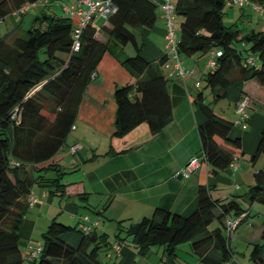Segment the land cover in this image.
Listing matches in <instances>:
<instances>
[{
  "label": "trees",
  "instance_id": "1",
  "mask_svg": "<svg viewBox=\"0 0 264 264\" xmlns=\"http://www.w3.org/2000/svg\"><path fill=\"white\" fill-rule=\"evenodd\" d=\"M77 1L0 0V20L13 13L20 22L21 14L38 3L55 4L62 12V15L58 10L34 14L26 38L16 37L9 42L0 36V264H24L20 229L35 184L48 187L54 194L65 193L62 178L66 171L51 160L64 147L73 129L82 96L104 53L118 57L129 42L136 50L122 63L138 76L137 80L116 86L114 92L117 102L115 136L124 137L141 124H147L151 133L156 134L174 119L167 88L173 76L168 77L164 67L170 57L167 53L153 63L141 54L142 43L138 41L140 30L153 28L160 11L167 24L161 8L163 0H113L117 11L106 16L100 27L93 22L97 16L94 15L82 28L79 50H73L77 24L73 23V15L65 6ZM170 1L174 4L175 31V16L181 17L180 32L176 31L180 57L222 52L215 56V66L207 67L202 78L204 86L211 90L213 102L225 99L229 87L238 82L243 92L241 97L249 96L264 107L263 93L259 98L243 89L245 82L253 81L264 90V30L240 27L238 22L231 26L223 24L226 5L242 9L249 5L256 9L252 3L264 6V0H249L244 5L228 0ZM239 17L251 23L245 10ZM237 43H242L243 48H238ZM162 68L167 70L165 75ZM193 102L205 116L204 122L198 125L201 149L194 157L207 162L213 175L227 167L233 168L234 161L240 165L242 140L231 135L236 126L233 119L218 115L205 103L200 89ZM250 119L251 114L247 128ZM263 153L264 124L250 161L255 162ZM48 172L53 174L48 176ZM245 195L250 202L264 204V167L257 168ZM245 211L237 199L213 198L209 187L200 185L198 205L190 215L156 207L152 215L138 221H118L116 235L120 237L124 232L141 255H146L154 245H162L167 257H177L179 245L188 242L191 253L204 264H225L234 251L226 219L242 216V221L247 216ZM230 215L233 217H228ZM214 220L219 225L210 229ZM262 223L261 240L252 244L247 264H264V219ZM72 231L83 235L79 245L64 238V234ZM109 244L106 233L98 234L93 229L86 234L80 227L53 218L43 233L42 252L35 262L117 264L103 259L101 251ZM215 248L219 250L218 258H215ZM175 264H179L178 260Z\"/></svg>",
  "mask_w": 264,
  "mask_h": 264
},
{
  "label": "crops",
  "instance_id": "2",
  "mask_svg": "<svg viewBox=\"0 0 264 264\" xmlns=\"http://www.w3.org/2000/svg\"><path fill=\"white\" fill-rule=\"evenodd\" d=\"M165 32L166 23L161 11L153 28L140 30L138 41L142 43L141 54L147 60L157 63L167 54ZM128 55H132V52L126 48L118 57L104 53L96 69V78L91 80L82 96L75 127L64 147L51 160L66 171L62 178L66 185L64 195L54 194L38 183L33 187V194L39 200L29 205L20 229L24 264H36L26 254L30 245L43 244L36 239V233L43 237L53 218L79 228L85 215L100 221L99 226L94 228L96 233L108 235L110 244L101 251L103 259L117 264H175L178 252L177 257H167L164 246L154 245L146 255H141L124 232L117 237L118 221H138L152 215L156 207H165L188 216L197 208L200 185L209 187L213 198L237 199L236 194L243 184L239 183L237 176H241L247 187L254 181L252 177L257 168H246L240 157L238 169L227 167L218 175L211 174L209 164L202 160L200 166L189 175L183 174L189 161L201 149L198 125L204 122L205 116L194 111L193 97L188 96V90L180 79H169L167 82L174 111L170 124L156 134L151 133L147 124H141L124 137L115 136L117 102L113 90L115 92L116 86L138 78L122 63ZM186 66L193 70L192 76L186 80L192 87L197 79V70L200 71L198 77H202L206 68ZM166 72L165 69L163 74ZM238 79L237 75L235 80ZM231 86L234 87L232 93L229 91ZM231 86L227 95L232 106L228 118L234 119V107L243 92L238 82ZM243 89L259 98L261 93L264 94L262 87L253 81L245 82ZM263 109L261 103L253 100L249 107L251 119L248 128L244 130L235 126L231 131L232 136L241 138L243 154L251 149L248 141L257 139L263 127ZM75 144H80V148L75 152L70 151ZM180 173L181 178L178 177ZM52 174L47 173L48 176ZM243 198V205L237 201L246 210L244 214L247 216L239 224L245 225L240 234L234 236V251L225 264H247L252 244L261 240L263 223L253 213L256 202H250L246 195ZM257 213H260V209ZM218 225L217 221L215 227ZM64 238L73 245H79L83 235L79 231H72L64 234ZM241 244L245 251L243 253L238 250ZM218 256L219 250L215 248V258ZM195 259V264H204L201 259Z\"/></svg>",
  "mask_w": 264,
  "mask_h": 264
},
{
  "label": "rangeland",
  "instance_id": "3",
  "mask_svg": "<svg viewBox=\"0 0 264 264\" xmlns=\"http://www.w3.org/2000/svg\"><path fill=\"white\" fill-rule=\"evenodd\" d=\"M70 1L71 0H58L57 3H69ZM172 1L175 2V0H172ZM51 10H58V14L62 15L60 6H57L55 4H52L51 6H44L43 4H39V3L36 5H33V7L30 10L23 12L21 14V21L20 22H17L15 15L13 13H10L9 15H7L5 17L4 20H0V36L5 37V39L9 42L12 41L16 37L26 38L27 37V30L33 24L32 22H33L34 14L41 13L42 11H51ZM242 10L246 11L248 16L250 17L249 19L251 20V23L249 21L247 22L246 19L243 20L239 17L242 14ZM71 18H72L73 23L76 25L78 23V16L73 15ZM174 20L176 23V31H177V33H179L180 32L179 25H180L181 17L177 16V18H176V16H175ZM104 21H105V17H103V16H96L95 19L93 20V22L99 27L102 25V23ZM235 22H238L240 27L247 26V28L255 27L258 30H260V29L264 30V23H263L264 22V14L257 11L256 9H253L249 5H246L244 7V9H242L236 5H232V6L226 5L225 6L224 13H223V24L225 26H231ZM139 39H140V37H139ZM139 41L141 42V40H139ZM237 46H238V48H241V49L243 48L242 43H237ZM125 48H126V50L130 49L132 54H135V52H136L135 47L131 42H129L125 46ZM243 52H244V54H246V52L244 50H243ZM181 57H182L181 59L183 60L184 65L191 66L192 68H196V67L200 66L201 68L207 69L208 54H203V55L197 54L196 56L190 57V58H187L184 56H181ZM257 65H260L259 59H257ZM162 71L164 72L165 69L163 68ZM234 72H237V71H234ZM196 73H197L196 78L200 79V85L199 86H196V84H195L196 80L194 81V86L196 87V90H195V87L194 86L191 87L186 82V80L183 81V84L186 86V88L188 90V93H187L188 96H192L194 99V97L197 95L198 90L200 89L203 91V94L205 97V103H209L211 105V107L214 108L215 112L218 115H223L227 118L230 117V115H228V114H229L232 106L230 105V100L228 99V96L225 99H219L218 101L213 102V96L211 94L210 88L205 87L204 86L205 85L204 80L201 77H198L200 74V71L197 70ZM174 78L181 80V78L179 76H177L176 74L171 78V80ZM133 79H134V77H133ZM229 91H230V93H232L234 91V87L231 86ZM113 93H114V90H113ZM192 107H193L194 111L196 110L198 112H201V110L199 109V107L196 105L195 102L192 103ZM224 111L226 113H224ZM263 111H264V109H263ZM262 120H263L262 122L264 124V118H262ZM260 133H261V130L258 133L257 139L252 138V139H250V141H248V142H250L249 146L251 149L250 150L248 149L246 153L240 154V156H239L240 160H242V162L244 163V166H246V168L252 167L255 169V168L264 167V153L261 154L257 158V160L254 162L255 166L252 165L253 162L250 161L251 152L256 149ZM120 138H117V139H120ZM135 146H137V145H135ZM228 176H230V175H228ZM253 176H254V174H253ZM240 177H241L240 175L237 176L239 183L243 182V184L240 185V186H242L241 190H239L236 195H237V199L243 205V203L245 202V199L243 198V196H245L244 193L249 189V187L246 186L245 181L242 180ZM252 178H254V177H252ZM230 180H231V178H230ZM248 205H249V203H248ZM259 209H260V213H257V210H259ZM83 210L86 212H90L89 210H85V209H83ZM253 213H255V217L260 218V220L262 222L264 219V204L256 202V207L253 209ZM105 220H107V219L105 218ZM216 225H217V221L214 220L210 226V229H213ZM244 225H245V223H242L241 225H239V227L236 228V230H235L236 236L238 234H240ZM36 239L40 240L43 243V237L40 233H36ZM189 249H190V243H188V242H185V243H182L181 245H179V248L177 251L179 254V257H178L179 264H187L186 261L190 264H192V263L195 264L194 257L196 258L195 260L198 261V257L193 255ZM238 250H239V252H242V253L245 252L243 249V244H241L239 246Z\"/></svg>",
  "mask_w": 264,
  "mask_h": 264
},
{
  "label": "built area",
  "instance_id": "4",
  "mask_svg": "<svg viewBox=\"0 0 264 264\" xmlns=\"http://www.w3.org/2000/svg\"><path fill=\"white\" fill-rule=\"evenodd\" d=\"M229 2L237 3L240 5L248 4L249 0H228ZM252 6L256 9L261 10L264 12V6L256 5L252 3ZM161 8L163 9L164 16L167 20V27L165 32V47L167 49V53L169 55V59L164 64V67L168 70L166 74L168 77H172L175 74L181 78L182 81L187 80L193 74V70L187 68L183 60L180 57L178 52V43L179 38L175 31L174 21H173V12H174V4L170 0H163L161 1ZM118 7L113 0H78L77 3L72 4L71 6H65V10L70 12L72 15H77L79 20L77 23V27L75 28V39L73 44V50H79L80 47V35L82 32L83 26L87 22H89L94 15L100 16H108L113 14L117 11ZM221 50L210 51L208 56L207 67H214L215 66V56L221 55ZM253 62V61H252ZM97 76V71H93L91 74L92 80L95 79ZM203 78V76L201 77ZM196 86L200 85V79H196L195 82ZM252 104V100L249 96H242L235 105V117L233 119L234 124L236 126H240L242 129H246L248 125V120L250 118L249 114V107ZM73 125L72 128H74ZM80 148V144H75L70 147V151L75 152ZM201 164V160L199 158L193 157L183 174L189 175L194 169L198 168ZM231 166L235 169L239 167V164L234 161ZM39 198L33 194V191L28 197L29 205H34L37 203ZM242 216L236 218H227L226 219V226L227 232L231 241L235 236V230L239 225ZM99 220H92L88 215L83 216L82 224L80 229L83 233H89L95 227L99 225ZM42 245H30L29 250L26 254V257L35 260L37 259L41 252H42Z\"/></svg>",
  "mask_w": 264,
  "mask_h": 264
},
{
  "label": "water",
  "instance_id": "5",
  "mask_svg": "<svg viewBox=\"0 0 264 264\" xmlns=\"http://www.w3.org/2000/svg\"><path fill=\"white\" fill-rule=\"evenodd\" d=\"M181 176H182V173H180V174L178 175L179 178H181Z\"/></svg>",
  "mask_w": 264,
  "mask_h": 264
}]
</instances>
